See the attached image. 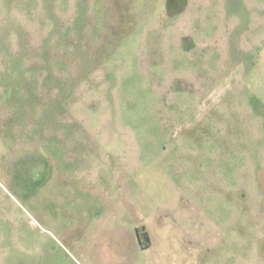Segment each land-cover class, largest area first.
<instances>
[{"label": "rangeland", "instance_id": "374dc122", "mask_svg": "<svg viewBox=\"0 0 264 264\" xmlns=\"http://www.w3.org/2000/svg\"><path fill=\"white\" fill-rule=\"evenodd\" d=\"M0 264H264V0H0Z\"/></svg>", "mask_w": 264, "mask_h": 264}, {"label": "trees", "instance_id": "16d2710c", "mask_svg": "<svg viewBox=\"0 0 264 264\" xmlns=\"http://www.w3.org/2000/svg\"><path fill=\"white\" fill-rule=\"evenodd\" d=\"M138 237H139V241H140L143 248H145V247L148 248L150 246L149 239H147V237L145 238L144 235H141L140 230H138ZM145 239H146V241H145Z\"/></svg>", "mask_w": 264, "mask_h": 264}]
</instances>
